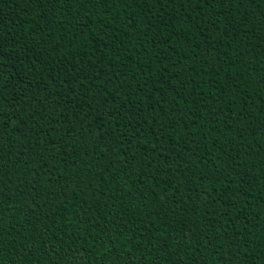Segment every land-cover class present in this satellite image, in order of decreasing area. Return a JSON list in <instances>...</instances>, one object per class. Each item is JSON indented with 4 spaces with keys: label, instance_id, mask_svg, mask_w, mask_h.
<instances>
[{
    "label": "trees",
    "instance_id": "trees-1",
    "mask_svg": "<svg viewBox=\"0 0 264 264\" xmlns=\"http://www.w3.org/2000/svg\"><path fill=\"white\" fill-rule=\"evenodd\" d=\"M0 264H264V0H0Z\"/></svg>",
    "mask_w": 264,
    "mask_h": 264
}]
</instances>
